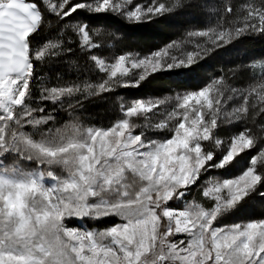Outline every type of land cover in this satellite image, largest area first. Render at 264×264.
I'll return each instance as SVG.
<instances>
[{"label":"snow or ice","instance_id":"1","mask_svg":"<svg viewBox=\"0 0 264 264\" xmlns=\"http://www.w3.org/2000/svg\"><path fill=\"white\" fill-rule=\"evenodd\" d=\"M177 10L214 21L187 33L206 38L186 40L191 50L173 42L145 56L102 54L111 47L105 36L121 37L94 19L139 25ZM50 18L61 25L57 37L37 44ZM255 35L264 39V0H0V264H264V218L223 222L264 202V125L259 134L247 126L264 113V55L245 65L254 77L246 88L221 75L164 98L122 94L108 127L57 115L196 71ZM76 49L87 62L83 78L39 81L37 66ZM37 83L42 103L33 107ZM193 191L203 201L189 200ZM85 219L113 222L72 225Z\"/></svg>","mask_w":264,"mask_h":264},{"label":"rangeland","instance_id":"2","mask_svg":"<svg viewBox=\"0 0 264 264\" xmlns=\"http://www.w3.org/2000/svg\"><path fill=\"white\" fill-rule=\"evenodd\" d=\"M238 2H242V0H238ZM209 3L219 4L222 3V0H209ZM160 21L165 22L170 28V38L165 41L164 43L158 45L154 49H142L139 48L137 44H135L134 40L130 38H126L125 40L129 39L127 44H123V35L120 34L119 40H113L109 37L105 36L104 40L107 44L111 45V47H105L101 50L102 54L111 58L114 55L118 54H125L130 53L133 55L145 56L149 53L163 48L164 46L171 44L173 42L182 43L183 47L186 50H191L193 48V44L184 43L188 39H196V40H205L206 38H189L187 33L194 30H199L206 28L214 23V21L205 18L204 15L198 10L191 11V12H183L182 10H177L176 13L166 15L163 18L158 19ZM154 20L152 22L158 21ZM125 23L124 21H121ZM99 24L95 20V25ZM127 24V23H125ZM146 24V23H144ZM116 31V30H115ZM132 44H131V43ZM231 48V46H229ZM142 49V50H141ZM253 58L249 54L243 52V49L236 44V47L230 51L228 55L219 56L215 59L208 58L203 63V67L197 66L196 71H189L183 75H175V74H164V78L166 79L167 83L171 82V84H167L163 91L160 94H149L143 97H159L164 98L166 95L173 93L177 87H184V88H192L196 89L202 87L204 83H206L209 79L214 76H221L223 75L228 79V82L236 88H246L249 84L254 82V77L250 73L249 68L245 67L246 64ZM233 71H235V75H233ZM259 72V69L256 70ZM96 80V76H95ZM169 81V82H168ZM123 88H118L115 92L107 94V98H95V105L99 104L104 107V111L101 112L102 119L95 118V125L100 127H108L110 126L115 119L119 118L118 112V97L122 94L118 92L121 91ZM124 95V94H123ZM127 97V96H126ZM240 100H234L229 103V108H231L234 104H239ZM98 109V108H97ZM264 113H259L255 118V123H249L247 126L255 131L257 134L260 132V125H264ZM260 117V120L258 118ZM262 118V119H261ZM242 125L237 123L233 125L225 126L220 134L222 136H230L234 132L240 130ZM159 135H165L161 133ZM247 164V160L244 161V165ZM234 169L228 176H235L238 175L239 172L242 170L243 166ZM195 198L197 201H203V197L200 195L199 192L193 191L191 195L188 197L189 200ZM176 205H179L178 208L183 207V203L179 201H175ZM176 208L175 206H172ZM264 218V202L259 200L252 201L244 211L236 214L226 216L224 218L225 224H233L239 223L243 221H247L250 219H259ZM72 225L75 227L86 228L83 225V220H73Z\"/></svg>","mask_w":264,"mask_h":264},{"label":"trees","instance_id":"3","mask_svg":"<svg viewBox=\"0 0 264 264\" xmlns=\"http://www.w3.org/2000/svg\"><path fill=\"white\" fill-rule=\"evenodd\" d=\"M71 20V18H69ZM95 20L99 24L107 25L109 30H116L117 32L123 35V44H127L130 38L134 40L135 44L142 49H154L158 45L164 43L170 38V28L168 24L163 21H155L146 24L139 25H129L125 24L121 21L116 20L112 17L107 18H96L93 21L95 25ZM77 22V21H72ZM60 24L56 21L55 18H50L47 25L42 29L41 33L36 36V43L42 44L50 39H55L58 34V29L60 28ZM131 43V42H130ZM132 44V43H131ZM243 49V52L249 54L253 57H260L264 55V39H261L258 35L247 38L245 43L239 44ZM75 47V46H74ZM141 49V50H142ZM71 65H78L81 68V72L78 74ZM87 67V62L85 60L84 54L76 49L72 54L67 56L66 59H62L60 61L54 62L51 65L37 66L36 67V75L39 78L40 82L47 83L48 86H53L57 83V75L62 77L63 80L74 79L77 75H80L81 78L85 75L83 72V68ZM88 77L95 81V75L88 73ZM169 82V81H168ZM167 84H171V82L167 83L166 79L163 75L159 76L156 81L150 85L142 87L140 89H121L119 94H124L127 97H143L149 94H160L163 91V88ZM40 95V85L39 83L34 85L33 96L37 99L33 102V107H36L38 104L42 103L38 97ZM110 96V95H107ZM53 105L51 103H47V108L51 109ZM98 108V109H97ZM72 115H69V112L64 110L58 111V120L60 123L67 122L69 120L78 118L80 122H82L85 126L95 125V118L102 119L101 112L104 111V107L97 104L95 105V98L84 101L83 107L79 109H72ZM264 118V116H263ZM262 119V118H261ZM260 120V117L258 118ZM171 206H175L176 208L179 205H176L175 201L170 202ZM114 219V218H113ZM113 220H104V221H89L87 219L83 220V225L86 228H105L110 226Z\"/></svg>","mask_w":264,"mask_h":264}]
</instances>
